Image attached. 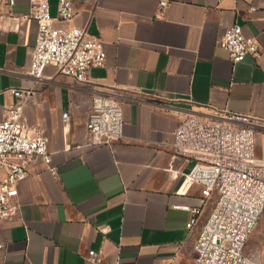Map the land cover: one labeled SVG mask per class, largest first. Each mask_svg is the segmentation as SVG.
<instances>
[{
	"label": "crops",
	"instance_id": "1",
	"mask_svg": "<svg viewBox=\"0 0 264 264\" xmlns=\"http://www.w3.org/2000/svg\"><path fill=\"white\" fill-rule=\"evenodd\" d=\"M53 14L58 0H49ZM65 25L87 26L101 37L106 63L80 83L48 64L28 72L37 22L19 17L29 0H16L0 21V118L18 99L11 87L32 90L24 116L50 137L52 173L33 159L19 182L20 213L0 218V264H200L194 243L214 197L202 186L183 187L192 162L173 157L175 129L189 114L221 119L220 111L264 120V0H73ZM259 6L256 11L250 5ZM235 22L257 38L258 55L234 62L218 40ZM121 88L124 133L92 144L86 127L95 89ZM68 113L67 117L64 116ZM264 157V126L256 130ZM201 208L192 213L176 207ZM107 226V232L100 228Z\"/></svg>",
	"mask_w": 264,
	"mask_h": 264
},
{
	"label": "built area",
	"instance_id": "2",
	"mask_svg": "<svg viewBox=\"0 0 264 264\" xmlns=\"http://www.w3.org/2000/svg\"><path fill=\"white\" fill-rule=\"evenodd\" d=\"M15 2L0 0V5L10 9ZM29 3V10L19 15L38 25L28 72L41 77L44 68L54 64L61 73L80 83L89 82V69L105 65L107 52L101 37L91 33L87 26L63 24L76 14L73 0H58L55 14L49 0H29ZM160 3L165 6L169 0ZM249 8L256 11L259 6L252 4ZM11 14L10 10L0 12V21ZM218 43L234 62L260 52L257 38L246 34L239 22L229 25ZM9 91L18 100L0 118V218L20 213L19 182L28 175L33 159L42 158L52 173L57 174L49 149L50 137L24 116L26 99L32 90L11 87ZM124 95L121 88L93 90L86 122L92 144L111 143L123 136ZM219 116L221 119H209L189 114L173 135V157L181 156L192 162L190 170L184 173L183 187L188 190L199 184L202 203L210 197L215 199L194 243L195 259L200 264H264V247L260 262L244 252L254 228L264 221V157L256 151L257 126H264V120L229 110L220 111ZM176 207L192 213L187 222L188 228H192L201 208L188 203ZM100 229L107 232L108 227ZM88 260L99 264L102 255L90 249Z\"/></svg>",
	"mask_w": 264,
	"mask_h": 264
},
{
	"label": "rangeland",
	"instance_id": "3",
	"mask_svg": "<svg viewBox=\"0 0 264 264\" xmlns=\"http://www.w3.org/2000/svg\"><path fill=\"white\" fill-rule=\"evenodd\" d=\"M264 247V221L256 225L251 233L245 247L244 252L253 260L261 261V249Z\"/></svg>",
	"mask_w": 264,
	"mask_h": 264
}]
</instances>
